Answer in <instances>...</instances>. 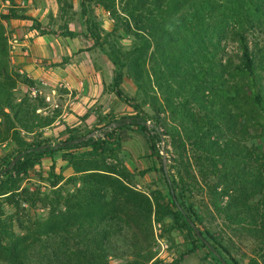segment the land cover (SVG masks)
<instances>
[{
	"label": "trees",
	"instance_id": "1",
	"mask_svg": "<svg viewBox=\"0 0 264 264\" xmlns=\"http://www.w3.org/2000/svg\"><path fill=\"white\" fill-rule=\"evenodd\" d=\"M80 3L84 16L96 4L115 21L105 37L91 17L86 18L85 26L114 65L115 94L137 112L129 117L136 121L104 138L61 148H54L49 141L29 142L27 136L52 126L56 116H43L38 111L44 108L43 99L18 96L23 82L12 67L4 24L10 15L0 12V144L14 142L17 155L32 150L0 176V199H10L19 192L21 174H27L36 159L58 152L83 175V187L64 198L65 210L31 223L24 235H18L13 221L3 219L0 213V261L23 264L36 241L58 237L62 240L56 245L60 264H113L111 257L121 258L127 252L135 257L131 264L155 263L154 256L141 253L152 242L154 215L159 222L173 218V225L187 232L194 250L200 244L213 254L189 221L200 224L198 228L214 249L238 264L223 246L224 238L205 229L200 214L188 204L197 190L208 193L214 212L228 221L227 229L247 234L264 251V146L254 142L264 139V44L249 40V35L264 33V0ZM124 36L129 43L120 42L125 41ZM229 41L239 46L233 57H226ZM125 78L136 87L133 97L120 89ZM129 127L145 133L152 150L170 138L176 157L168 170L158 154L168 198L152 201L106 168L77 166L79 151L90 149L94 156H112L117 150L116 134ZM73 134L56 144L88 135ZM46 145L48 149L35 151ZM15 157L8 160L9 165ZM64 180L52 165L51 188ZM72 230L85 239L72 245L68 237ZM64 251L70 254L67 260ZM179 256L174 264L186 254Z\"/></svg>",
	"mask_w": 264,
	"mask_h": 264
},
{
	"label": "rangeland",
	"instance_id": "2",
	"mask_svg": "<svg viewBox=\"0 0 264 264\" xmlns=\"http://www.w3.org/2000/svg\"><path fill=\"white\" fill-rule=\"evenodd\" d=\"M0 12L10 15L4 24L9 39L12 67L19 73L23 82L18 87L19 97L26 95L29 98L42 99L44 92L41 83H37L29 77L27 70L30 62L25 58L26 56L20 53L23 48L20 47L21 42L27 40L26 36H29V42L33 40V36L30 34L42 35L47 40V44H54L51 47L52 50L55 47L58 48V51L54 52L57 62L64 60L69 63L72 61L81 65L84 72H87L89 65L95 64L100 67V70L107 71V73L112 70L111 76H115V69H112L113 67L110 65L112 62L99 48L85 26L86 18L91 17L103 30L104 37L106 32L112 29L115 21L102 6L94 4L91 9H87L84 16L80 0H0ZM124 40H120V42L129 43L130 41L127 36H124ZM249 40L264 44V33L257 32L249 35ZM111 42L106 46L109 47ZM13 44L16 45L15 49H13ZM226 48L228 54L226 57H233L239 52L238 44L233 41H229ZM12 56L14 60H12ZM79 80L83 79L79 77ZM33 84H36L39 90L37 97H32L29 94L28 86ZM120 89L130 97L136 94V88L130 79L125 78ZM111 90L115 92V84L111 86ZM76 103V106L79 103L82 104V107L85 106L82 101L77 100ZM61 104L63 108L65 99H62ZM43 105V116H56V122L62 110L51 113L50 110L45 109L44 101ZM76 106L68 110L69 114L78 111ZM87 110L94 112L92 109ZM79 112L85 111L82 109ZM95 112L110 113L108 117L106 116L98 122L94 119L91 122L85 120L76 121L77 123L68 122L66 128L61 131L58 129L60 126L57 125L46 127L36 131L34 135L27 136V140L29 142L49 141L56 144L58 141L66 139V136H70L71 133L76 136L101 131L108 124L113 123V120L127 119L137 114L129 103L120 98L116 100V103L111 102L109 106ZM162 117H168V115H162ZM115 137L117 150L111 154L112 156H94L90 149H86L77 152V166L81 168H106L120 175L127 186L146 195L152 201L156 197L168 198L169 189L161 172V158L158 154L162 156L164 169L168 170L174 164L173 160L176 157L170 138L167 137V143L162 142L155 150H152L145 133L138 127L124 128ZM254 142L259 147L264 146V139ZM166 144L167 150H163ZM16 150L14 142L0 144V172L9 166L8 160L17 155ZM63 155L62 152H58L39 160L36 159L35 166L29 169L27 174H21L22 181L19 192L10 199H0L2 218L13 221L12 225L18 235L26 234L31 223L47 219L52 212L65 210L64 198L69 194L76 193L78 188L83 187L80 182L83 175L64 161ZM52 165L55 167V173L61 174L65 178L55 189L51 188L48 182ZM174 172L175 170L172 171L173 174ZM227 200L228 198L225 197L224 201ZM210 202V197L206 191L197 190L188 204L200 214L205 229H208L217 238H224L223 246L227 248L238 264H251V262L253 264L254 261L255 264H264V251L258 247L256 241L245 233H236L233 229H227L225 222L228 223V221L225 220L224 216H219L214 212ZM197 227L200 228V224H197ZM151 231L152 242L150 247L144 253L141 252L144 255L151 254L154 256L153 262L155 263L151 262L150 264H174L176 260H179L180 254H186V256L178 264H222L220 258H217L214 253L210 254L200 244H197L194 250L187 232L175 227L171 217L159 222L153 215ZM77 232L72 230L68 235L72 245L85 239V235H80ZM143 235L149 237L147 233H143ZM61 242L62 240L58 237L41 238L33 244L25 255L23 264H47L48 261L60 264L56 261L60 254L56 250V245L61 244ZM164 247L165 250H163ZM191 250L194 251L190 253ZM219 251L220 256L227 264H235L223 251ZM63 254L67 257L66 260L70 257V254L67 253V256L65 251ZM134 259V255L127 252L124 257H111L110 260L113 264H127V262L131 264ZM0 264H5V262L0 261Z\"/></svg>",
	"mask_w": 264,
	"mask_h": 264
},
{
	"label": "crops",
	"instance_id": "3",
	"mask_svg": "<svg viewBox=\"0 0 264 264\" xmlns=\"http://www.w3.org/2000/svg\"><path fill=\"white\" fill-rule=\"evenodd\" d=\"M30 35L33 36V40L29 42V36H26L27 40L21 42L22 44L20 46L23 47L20 51L22 55L24 45H28L30 50L31 55L29 57H25L30 62L27 70L29 77L37 81V83L44 81L50 85H54L58 81H63L72 88L77 100L82 101L85 105L82 107V104L79 103V105L76 106V103L75 106L76 110H78L77 112L70 113L65 118L60 116V118L54 122L51 127L55 125L60 126L58 129L61 131L66 128L68 122L74 123L76 121L81 122L83 120L91 122L92 119L98 122V120L100 121V119L103 120L106 116L108 117L110 112L95 111L98 109L102 110L109 106L111 102L116 103V100H118L116 94H114L115 92L111 90V86L115 84L116 79V75L111 76L112 70L110 73H107V71L100 70V67L95 64H91L88 66L87 72H84L81 65L75 64L72 61L69 63L64 60L63 62H57L54 52L58 51V48L55 47L53 48L54 50H52L51 47L54 46V44H47V40L42 35ZM65 55L67 56L68 54ZM110 65L113 67L112 69H115L112 63H110ZM79 77L83 80H79ZM82 109L85 112H79ZM87 109H92L94 112H88ZM68 136L69 135H67L66 138Z\"/></svg>",
	"mask_w": 264,
	"mask_h": 264
},
{
	"label": "built area",
	"instance_id": "4",
	"mask_svg": "<svg viewBox=\"0 0 264 264\" xmlns=\"http://www.w3.org/2000/svg\"><path fill=\"white\" fill-rule=\"evenodd\" d=\"M15 48L16 45L13 44V49ZM13 53L14 52L12 51V54ZM23 55L27 57L31 55L28 45H24ZM12 59H14L13 56ZM41 85L43 86L44 91L42 94V99L46 106L45 109L50 110L51 113L62 110L60 116L63 118L67 117L69 115L68 110L74 108L77 100V97L74 95L72 88L63 81H58L54 85H50L47 82L41 81ZM28 90L30 96H38L39 90L37 89L36 84L30 85ZM62 99H65V105L63 108L61 104ZM38 111L42 112L43 110L39 109ZM60 116L57 118V120L60 118ZM158 226L161 227L160 224H158ZM163 250H165V247L163 248Z\"/></svg>",
	"mask_w": 264,
	"mask_h": 264
},
{
	"label": "water",
	"instance_id": "5",
	"mask_svg": "<svg viewBox=\"0 0 264 264\" xmlns=\"http://www.w3.org/2000/svg\"><path fill=\"white\" fill-rule=\"evenodd\" d=\"M134 121H136V118H127L125 120H122L120 122H113V123H110L108 124L103 130L101 131H94V132H91L90 134L84 136V137H81L79 139H76V140H73V141H67V142H63V143H60V144H55L53 145L54 148H61V147H66V146H69V145H76V144H79V143H82V142H85V141H88L90 139H94V140H98V139H101V138H104L108 133L112 132L113 130L115 129H118V128H122L126 125H130L132 124ZM146 126L150 125L149 123H144ZM49 146L46 145V146H43V147H39V148H36L35 151H40V150H45V149H48ZM32 150H28L27 152H30ZM27 152H23L21 154H18L14 160L12 161V163L7 166L4 170H2L0 172V176L6 174L8 171H10L14 165H16V163L26 155ZM195 234L198 236V238H200L203 243L216 255V256H219L222 264H227L223 259L222 257L219 255L218 251L216 249H214L213 245L210 243L209 240H207L203 234L201 233L200 229L194 224L192 223L191 221H189Z\"/></svg>",
	"mask_w": 264,
	"mask_h": 264
}]
</instances>
